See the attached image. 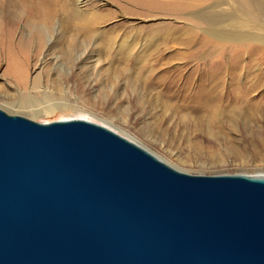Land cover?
I'll list each match as a JSON object with an SVG mask.
<instances>
[{
	"label": "water",
	"instance_id": "1",
	"mask_svg": "<svg viewBox=\"0 0 264 264\" xmlns=\"http://www.w3.org/2000/svg\"><path fill=\"white\" fill-rule=\"evenodd\" d=\"M0 264H264V176L190 175L92 122L0 110Z\"/></svg>",
	"mask_w": 264,
	"mask_h": 264
},
{
	"label": "rangeland",
	"instance_id": "2",
	"mask_svg": "<svg viewBox=\"0 0 264 264\" xmlns=\"http://www.w3.org/2000/svg\"><path fill=\"white\" fill-rule=\"evenodd\" d=\"M76 1L61 0L57 8L76 17L67 22L60 11L44 47L23 23L2 24L0 110L37 123L93 120L190 175L264 176V84L247 96L200 89L204 32L239 25L235 18L210 25L202 17L227 13L228 0H204L185 11L171 8L193 0H168L165 8L166 0ZM43 54L42 70H34ZM243 59L241 80L250 61ZM255 72L264 73V61ZM21 98L51 112L19 109ZM158 101L177 107L161 114Z\"/></svg>",
	"mask_w": 264,
	"mask_h": 264
},
{
	"label": "bare ground",
	"instance_id": "3",
	"mask_svg": "<svg viewBox=\"0 0 264 264\" xmlns=\"http://www.w3.org/2000/svg\"><path fill=\"white\" fill-rule=\"evenodd\" d=\"M84 1L77 0L76 3L82 6L85 5ZM193 1L192 4L181 1L179 4H175L176 7L171 9L179 11H185L187 9L194 10L201 7L204 3V0ZM60 2L61 0H0V31L3 29L2 24L12 26L17 22H21L25 27L30 29L34 44L39 47H44L46 30L51 26L54 17L61 14L60 11L66 13L65 20L67 22L76 17L73 11L72 13L67 12L63 5L58 9L57 6L60 5ZM219 2L217 5L223 4L221 0ZM142 3L146 5L147 0H143ZM171 3L166 0L162 6L164 8L166 6L169 7ZM226 11L227 13H212L207 17H202L210 25H218L221 22L228 21L230 18H235L239 25L231 29L221 28L204 32V35L208 39L203 41L198 52V58L202 61L204 67V72L200 76L203 80L200 89L208 87V92L215 91L223 96H233V94L237 93H240L242 96H247L258 85L264 84L263 72H255L252 74L254 72V65H258L264 61V0H228ZM24 36L26 37V35ZM227 53L232 54L231 59H229ZM244 56L250 61L248 63V76L241 80L239 68L243 63ZM45 62V55L43 54V57L36 64L34 70H42ZM11 69H14L17 74H21V71H23L20 65L15 63L11 65ZM249 76L254 78L255 81L253 83L243 81L246 78L248 79ZM33 101L23 98L18 103L19 109H27L29 112L35 114L39 112H51V108L49 107L36 109ZM160 107L161 114H164L168 110H172V108L176 109L177 106L162 103ZM79 118L80 120L88 122L93 121L87 118ZM92 123L97 124L95 122Z\"/></svg>",
	"mask_w": 264,
	"mask_h": 264
}]
</instances>
